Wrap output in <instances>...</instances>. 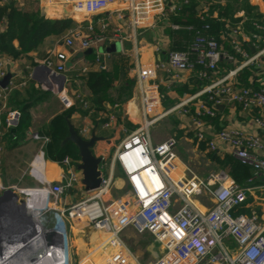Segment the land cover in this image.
<instances>
[{
    "label": "built area",
    "instance_id": "built-area-1",
    "mask_svg": "<svg viewBox=\"0 0 264 264\" xmlns=\"http://www.w3.org/2000/svg\"><path fill=\"white\" fill-rule=\"evenodd\" d=\"M53 1L85 18L102 16L114 10L111 15L100 18L96 25L83 21L69 30L62 37L67 51H53L37 73L41 81L39 89L56 93L65 110L79 102L88 113L93 111L87 98L78 92L70 94L69 81L63 78L70 61L68 51L76 56L93 50L94 61L84 64L83 73L94 68L108 70L107 54L102 53V48L118 39L125 53L124 42L132 38L121 37L120 29L111 32L112 15L125 21L131 30H139L148 26L154 15L169 19L178 11L176 5H172L169 12L163 9L164 0ZM180 1L187 3L186 0ZM0 3L5 5L7 0H0ZM86 22L87 26L84 25ZM171 28L173 31L193 30L191 26L177 24ZM203 28L204 33L211 29L209 25ZM254 28L264 33L262 24L256 22ZM204 33L199 31L185 52L172 51L165 61L135 68L142 123L133 130L118 129L119 144L112 152L106 149L99 156L102 159V182L97 190L85 191L82 173L70 157L58 163L62 167L59 180L42 177L45 196L36 201L43 206L41 212L53 214L46 232L44 255L41 256L45 264H74L73 233L82 228L107 235V240L97 245L95 255L90 253L87 257L91 264L99 255V264H144L124 240V232L128 229L141 236H151L152 247L158 251L151 264H264V217L257 211L251 215L236 214L255 189L233 182L228 184V177L223 173L211 175L208 179L199 178L180 160L176 136L159 143L153 140L151 130L158 122L171 116H191L188 129L198 145L205 143L209 151L217 154L228 150L242 164L251 167L255 176H264V138L258 132L230 125L210 137V119L216 116L221 106H238L247 116L264 113V76L263 79H252L247 87H241L237 81L239 74L246 69L253 68L256 75H264V47L258 45L261 37L254 36V53L251 54L245 46L242 24L229 27L224 39L233 53H227L216 37ZM223 61L235 67L194 95L185 96L174 107L156 113L161 95L159 87L151 82L158 78L159 71L169 75L170 84L182 81L188 73H196L197 79L204 82L217 74ZM8 63L6 56L0 57V82L8 74ZM26 86V81L20 84L11 81L5 89L0 87V114L6 116V131L15 133L21 119L20 111L11 108L9 98L14 90ZM195 103L196 113L192 114L191 107ZM251 118L257 130L264 129L263 117ZM106 120L101 129H115L116 116L109 114ZM4 128L0 124V160L4 151ZM77 131L84 139L91 136L89 128L80 127ZM114 138L110 139L111 146L117 141ZM31 141L44 148L50 140L34 134ZM142 171L154 174L162 184L161 188L146 195L138 191L135 178ZM70 193L78 197L70 201ZM210 201L213 203L211 207ZM38 217L39 222L44 218L43 215Z\"/></svg>",
    "mask_w": 264,
    "mask_h": 264
},
{
    "label": "crops",
    "instance_id": "crops-1",
    "mask_svg": "<svg viewBox=\"0 0 264 264\" xmlns=\"http://www.w3.org/2000/svg\"><path fill=\"white\" fill-rule=\"evenodd\" d=\"M239 3L241 4V7L237 10L234 18H236L238 21L236 23H233L232 20H224L221 19L219 16V12L217 10H214L211 13L210 8L214 6L215 4L219 3L221 7H225L227 4L226 0H219V1H212V2H207V1H202V12H205L210 16L211 19L214 21H219L221 24H223L222 28L217 32V34L214 35L220 43H222L225 52L227 53H233L232 48L228 41L224 39V34L228 31V28L236 27L239 24H242V29L244 32V38L246 40L245 46L249 50V52L252 54L254 53V50L252 48V45L255 43L254 36L259 35L261 37L260 45L261 47H264V33L256 30L254 28V23L256 21H250L248 18V12L247 9L245 8L246 6L249 9H252L253 11L257 12L258 14L262 15L264 17V0H238ZM14 2L16 7L21 8L23 10H27L30 12H37L39 11L46 20L49 21H56L60 20L62 13L66 9L68 13V16H71L73 20V16L75 15L76 17L79 15H76L73 12H70L69 7H63L61 5L57 6V2L53 0H41L40 2L38 1H33V0H7V3H12ZM165 5H163V9H166L167 12H169V9L172 5H176L178 8V11L176 14L170 15L169 19H165L160 15H154L150 20V24L146 26L145 28L139 29V30H131L129 27H127L125 21H119L115 16L112 15L111 17V32H116L117 29L121 30V37H126V36H132L131 39L128 41L124 42V51L125 53H122L120 55L117 54H107L106 59H107V66L108 70L105 71H110L112 70L113 67V62L115 60V57H122L124 60L128 62V77L129 79L133 82V90H132V96L128 103L123 107L121 112L123 113V120L120 122L119 117H120V112H118V106L111 107L110 105L106 104V113L101 112L95 114L89 113L87 116H82L81 113H76L73 115L71 122L73 123L74 127L78 130L79 127H86L91 129L92 131L95 129L96 134L99 137H104V140L101 142H98L96 144V147L94 148V154L99 157L104 150H109L113 151L114 146L119 144V137L117 135V130L124 128L128 130H133L137 128L141 123H142V113L140 111V99H139V91H138V82L136 78V73H135V68L138 66H145V65H152V64H158L161 61H165L167 59V56L169 52L171 51V46L173 44L172 39H171V33L172 32H178V31H173L171 28V25L175 24L173 23L172 19L173 18H182L180 8L182 5L185 3L180 0H164ZM51 3V4H50ZM186 4V3H185ZM0 5H3L0 3ZM50 5V6H49ZM57 6V7H56ZM70 9V10H69ZM114 10L111 9L108 13H105L102 16H95L91 18H85L83 17L81 20H73L76 23V26L78 23H83V21L87 22H92L94 25L98 22L100 18H103L105 16L111 15V13ZM73 14V15H72ZM78 18V17H77ZM52 19V20H51ZM84 23L85 26L88 25V23ZM178 25V24H177ZM263 25V24H262ZM180 26V25H179ZM264 26V25H263ZM183 27V26H181ZM96 29H98L96 27ZM181 31H188V30H181ZM113 41H119L118 39H113L110 42ZM63 39L62 37L56 38V37H50L48 38L46 44L36 52H31L27 54L26 56L22 57L21 60L19 61H14L11 58L7 57L6 58L9 60L8 63V68L7 71L11 72V74L14 75V78L12 79V82H15L16 84H20L24 81L27 82V86L24 88H19L17 90H14V92H23L24 90L28 89L29 87H33L36 90H39L40 86V79L37 78V73L39 70H42L43 63L48 59L49 55L53 51H67L65 46H63ZM15 46L18 47L19 44L18 42H14ZM128 45L129 49H126V46ZM185 47V45H183ZM102 53H104V47L102 48ZM70 61L73 62V67L70 69H67L68 71L65 73V77L69 81L67 84V88L69 93H74L78 92L84 95L87 99L90 100L91 98V92L87 88L86 85V77L89 73L91 72H97L101 71L100 69H92L87 73H83L81 69L84 67V64L86 62H89L86 60L84 57L79 58V54H76V56L72 55L71 51H68ZM235 66L228 63L227 61H223L220 64L219 70L217 74H213L210 76V79L204 82H201L197 79L196 73H188L183 76L182 81H178L174 84H170L169 80V75L165 72L159 71L158 73V78L155 81H152L151 83L157 85L159 87V92L161 95V103L159 107L157 108L156 113H161L165 110H168L172 107H174L176 104H178L185 96L187 95H194L197 93L201 88L207 84H211L217 79H220L221 77L225 76L228 70L233 69ZM244 72H249L251 75L247 78L248 85H250V82L252 79H258L262 78L264 75L259 74L256 75V72L254 69H246L240 74H243ZM239 74V75H240ZM264 78V77H263ZM262 78V79H263ZM238 84L240 85L242 83L241 77L238 76L237 78ZM192 82L194 84H198V89L196 91H193L191 93L188 92H183L182 94L179 93L180 89H183L186 85L192 86ZM259 86V83L257 84ZM13 92V93H14ZM12 93V94H13ZM52 91H49V96L51 97ZM87 93V94H86ZM54 94V93H53ZM53 96V95H52ZM11 98V97H10ZM10 98H9V104H10ZM49 98V97H48ZM54 101L51 100V103ZM43 103V102H42ZM39 103L36 107H34L31 110V117H32V123L34 128L36 127V124L38 123V118L40 116V108L41 105L45 103ZM46 105V104H45ZM61 105V104H60ZM11 106V104H10ZM54 107V105H53ZM62 107V105H61ZM60 106L56 108L51 109V116L45 124H49L51 119L55 117L56 115L60 114L63 110L61 109ZM12 108V107H11ZM196 108L197 104L195 103L191 107V113L195 114L196 113ZM55 109V110H54ZM58 109V111H57ZM220 110L219 112L216 113V116L212 119H210V137L211 134L217 133L221 131L223 128L227 126H238L242 127L246 130H250L252 132H258L263 138H264V129L263 130H257L254 125L251 123V117L256 118V117H263L264 118V113L261 112H255L250 116L244 115L241 112L240 107L238 106H230V105H225L221 106L218 108ZM50 111V110H49ZM114 114L116 116V126L115 129L112 130H102L101 126L107 122L106 117L109 114ZM5 114H0V124L4 128V120H5ZM101 119H104L105 122L102 123L98 129H96L95 126V121H99ZM190 120L191 116H186V117H178V116H171L167 119H164L156 124V126L152 129H158V127L165 123V124H170L171 127L170 129L173 130V128H176L179 132L178 134V141L179 145L177 149L178 156L182 163L190 168L193 172L194 170L190 167L189 163L184 161L182 158V154L184 155V152H189L192 154H200L204 156L207 161L210 163V174H208L206 177L202 179H208L211 175H221L222 173L227 175L228 179L226 183H235V181L229 176L228 171L222 169V167L219 164H216L213 162L211 159L208 158L209 153H214L208 150L206 144H205V149H202V143L201 145H198L196 140L194 139L193 133L189 132V125H190ZM177 123L176 125L173 124ZM46 125V126H47ZM172 125H175L172 127ZM45 126V127H46ZM44 124L40 126L38 129L40 132L45 129ZM166 130V136L164 135H159L154 133L153 135V140L156 143L162 142L169 138L170 136H175L173 135L170 131L171 130ZM152 131V130H151ZM168 133V134H167ZM4 135L2 136V138ZM91 137V136H90ZM113 137L117 138V141L112 144V146L109 144L110 139H113ZM122 137V136H120ZM114 138V140H115ZM180 141H181V149H180ZM182 142L185 144V146L182 147ZM3 144L4 151L0 160V169L3 164V156L5 152V144ZM108 144V145H107ZM30 147L32 150L29 154L31 156L32 154H35V159L33 158V165H34V173L31 176H25L24 180L29 183L30 187H33L31 185H36L34 187H43L42 178L40 176V172L43 169V172L45 170V177H47L50 180H59V173L62 172V167L58 163H52L46 159V153H45V147L42 149L39 143L33 142V141H27L24 143V145H20L19 148H14V150H20L21 147ZM34 150V151H33ZM181 150V151H180ZM13 151V150H11ZM181 154V155H180ZM216 154V153H215ZM221 158H224L226 156H232L231 153L226 150L222 151L221 153L218 154ZM233 157V156H232ZM236 159V158H235ZM48 165L51 166L52 169H48ZM195 175H197L194 172ZM198 176V175H197ZM11 177V182L13 183L12 189H17V186L19 184L20 179H16L15 176H10ZM199 177V176H198ZM200 178V177H199ZM23 180V181H24ZM34 183V184H33ZM241 187H249L252 189H255L252 194L249 195V199L246 202V205L240 208L237 212H241L239 214H246V215H251L253 211H257L260 215L264 217V190L261 189L264 187V176H253L250 178L245 185ZM38 189V188H37ZM4 191V190H3ZM2 191V192H3ZM27 193V196L30 197L27 200L26 203H33L36 202L35 199H39V193H43L44 191L40 190H32V189H26L25 190ZM31 191L35 193H31ZM74 193H70L68 199L70 201H74L75 198H77ZM213 205V203L210 201V207ZM29 211V210H28ZM27 211V213H28ZM29 214L21 215L20 218L18 217L17 221H19L20 225L23 227L27 226V223L24 222L23 218L29 217ZM31 217V216H30ZM33 223L37 225L40 229L37 230L35 236L40 237L41 235L45 236V239L47 240L46 237V232L48 228L51 226L52 220L49 217L42 218L41 222H36L35 219L33 220ZM21 227V229H24ZM27 229V228H26ZM88 228L85 229H78L77 231H74L73 233V241H74V247H75V257H74V264H91L89 262H85L87 257L90 255L89 251L84 252L83 254H78L77 253V246L76 243V236L84 234L85 231ZM79 232V234H78ZM41 233V235H40ZM78 234V235H77ZM96 234V232L94 233ZM97 235V234H96ZM103 236L101 239L96 242L99 244H102L104 241L107 240V235L102 234ZM75 238V239H74ZM87 241L91 239L86 237ZM83 239V238H82ZM46 240L43 241V246H45ZM84 242L86 240L83 239ZM101 241V242H100ZM97 247V246H96ZM90 250V249H89ZM96 260V261H95ZM93 261V260H92ZM95 261V262H94ZM94 261L92 264H99L100 263V255L94 257Z\"/></svg>",
    "mask_w": 264,
    "mask_h": 264
},
{
    "label": "trees",
    "instance_id": "trees-1",
    "mask_svg": "<svg viewBox=\"0 0 264 264\" xmlns=\"http://www.w3.org/2000/svg\"><path fill=\"white\" fill-rule=\"evenodd\" d=\"M179 9L182 18H173L172 21L183 27H193L191 31H178L171 33L172 46L171 51L185 52L187 48L194 42L197 33L200 31L204 33V26L209 25L211 29L207 31L205 36H214L222 28L223 24L219 21H214L208 14L202 12L203 0H186ZM207 2L219 0H204ZM225 7H221L219 3L210 8L211 13L214 10L219 12V16L224 20H232L236 23L238 20L234 18L237 10L241 7L238 0H226ZM243 7V6H242ZM241 7V8H242ZM248 12L250 21L264 25V17L257 12L245 7ZM52 20V19H51ZM76 27L73 20H56L49 21L39 12H30L16 7L15 3H6L0 5V57L7 56L14 61H19L22 57L31 52L39 51L47 42L48 38L63 37L69 30ZM202 34V35H204ZM18 42L16 47L14 42ZM185 45V47L183 46ZM84 58L90 62L94 61L93 54L85 55ZM128 62L122 57H115L112 70L91 72L86 77V85L91 92L90 100L87 101L91 105V110L97 113H106V104L111 107L118 106L120 112L119 120H123V113L121 110L128 103L132 96L133 82L128 77ZM251 75L249 72L240 74L242 79L241 87H247V78ZM198 84L192 82V86L186 85L179 93H191L196 91ZM49 94L41 93L33 87H29L23 92H14L10 98L11 107L20 111L21 119L19 125L15 129V133L6 131L4 128V137L2 143L5 144L7 150H14V148L24 145L25 137L28 129L32 125L31 110L39 103L47 100ZM220 110H218L219 112ZM76 113H81L82 116H87L88 111H84L76 103L75 107L64 110L60 114L51 119L49 124L40 133L43 137L49 138V143L45 147L46 159L52 163H61L65 157H70L76 164L79 163L78 150L71 143L62 146V142L69 136V129L66 118L70 120ZM101 119L95 121L96 129L104 123ZM205 149V143L202 145ZM208 158L216 164H219L222 169L228 171L229 176L239 186L245 183L254 176L251 167L242 164L239 160L232 156L221 158L217 153H209ZM3 169V167L1 168ZM242 213L236 212V214Z\"/></svg>",
    "mask_w": 264,
    "mask_h": 264
},
{
    "label": "water",
    "instance_id": "water-1",
    "mask_svg": "<svg viewBox=\"0 0 264 264\" xmlns=\"http://www.w3.org/2000/svg\"><path fill=\"white\" fill-rule=\"evenodd\" d=\"M70 10V9H69ZM71 11V10H70ZM65 9L62 13L60 20H71L72 17L68 16ZM104 53L117 54L123 53L121 41L108 42L104 46ZM93 54V50H88L85 53L79 54L80 57ZM67 69L73 67V62L69 61L66 64ZM14 75L9 71L6 77L0 82V87L5 89L8 87ZM64 81L66 77L64 76ZM69 136L62 142V146L71 143L78 150L79 163L77 164V170L82 173V183L86 192H92L97 190L102 182V172L100 170V164L102 159L94 154V147L98 142L104 140V137H99L94 129L89 139L82 138L77 129L74 127L71 120L66 118ZM45 178V175L43 176ZM35 205V204H34ZM36 207V205H35ZM38 208V207H36ZM28 204L25 201H21L16 189H7L0 194V264H45L43 241L46 240L45 236L40 233V237L29 236L31 234L29 228L21 229L18 217L21 215H27ZM28 227L33 226V217L23 218ZM39 222L38 220H36ZM20 234L19 246H14V241L9 239L11 234ZM28 236V237H24ZM21 237H23L22 240ZM32 237V238H31ZM47 241V240H46Z\"/></svg>",
    "mask_w": 264,
    "mask_h": 264
},
{
    "label": "rangeland",
    "instance_id": "rangeland-1",
    "mask_svg": "<svg viewBox=\"0 0 264 264\" xmlns=\"http://www.w3.org/2000/svg\"><path fill=\"white\" fill-rule=\"evenodd\" d=\"M58 5L59 4H57V6ZM77 17L74 15L73 20L74 19L75 20H81L83 18L82 16H77ZM125 46H126V49H129L128 45H125ZM39 90L41 93L49 94V90H44V89H39ZM53 93H52L53 96L51 95V97L49 96V98L47 100L43 101V103H45L46 105L42 103L43 105H41V108L39 110L40 116L38 118V123L36 124L35 128H34L33 123H32L31 127L28 129V131L26 133V137H25V143L27 141H31V138L34 134L41 135V133L38 129L43 124H44V127L47 125L45 123L47 122L46 121L47 118L49 120V118L51 116V109L52 108H56L58 106L61 107V105H62L61 109L63 108V110H65L59 96H57L56 93H54V94ZM51 100H53L54 102L51 103ZM53 105H54V107H53ZM57 111H58V109H57ZM173 124L176 125L177 123L173 122ZM175 125H172V127ZM170 127H171L170 124L163 123L158 127V129H152V134L154 135V133H156L159 135L166 136V130L168 131L170 129ZM170 132L173 135H175L176 137L179 134V132L176 128H173V130H171ZM40 146H41V144H40ZM183 146H185V144L182 142V147ZM41 148H42V146H41ZM180 149H181V141H180ZM31 150L32 149L30 147H27V146L21 147L20 150H13V151H11L10 149L7 150L5 148V152H4V156H3V164H2L3 169H0V194L3 190L14 188V187H12L13 183L11 182V177H10L11 175L15 176L17 180L20 179L19 184H18L17 189H16V192H17L21 201L26 202L27 200H29L28 198H30L25 194L26 189L43 191L42 187H34V186H36L34 183H33L34 185H31L33 187H30L29 183H27L24 180L25 176H27V175L31 176L34 173L33 158L35 159L36 155L32 154L31 156H29L28 153H30ZM178 150H179V148H178ZM93 151H94V149H93ZM184 153H185L184 155L180 154L183 157L182 159L189 163L190 167L194 170V172L200 178H204L208 174H210V163L207 161V159L204 156H202L200 154H192L189 152H184ZM48 169H52L50 165H48ZM45 170H44V172H43V169L41 170L42 171V172H40L41 178L45 175ZM28 208H30V211H28V214L31 217H33L35 220H38V218H39L38 216L41 217V215H43L44 218H46V217H49L51 219L53 218V214L51 212H47V213L46 212L43 213L41 211L37 212V211H39L38 209H34V211H31V209L33 208L32 203H29ZM87 230L88 231H85L84 234H82V235H80L78 232V234H79V235L77 234L78 237L77 236L75 237L76 241L78 242V243H76V246L78 247L77 248L78 254H83L84 252H88V251H89V253L94 254V251H95L96 246L98 244L96 242H98L101 239V237L103 236L102 234H99L97 232H96L97 235L94 234L95 231L92 230L91 228H88ZM87 236H88V238L91 237V239L89 241H87V238H86ZM123 236H124V240H125L126 244L130 247V249L137 255V257L144 264H151L154 261L156 255L158 254V251L155 248L153 249V247H152L151 236H149V235H144V236L138 235L132 229H128L126 232H124ZM82 238L84 240H86V242H84ZM85 262H88V260L86 259Z\"/></svg>",
    "mask_w": 264,
    "mask_h": 264
},
{
    "label": "bare ground",
    "instance_id": "bare-ground-1",
    "mask_svg": "<svg viewBox=\"0 0 264 264\" xmlns=\"http://www.w3.org/2000/svg\"><path fill=\"white\" fill-rule=\"evenodd\" d=\"M135 182H136L135 183L136 189H138V191H140L143 195H146L147 193H153V191L160 189L162 186L159 179L156 176H154V174L152 175L150 171H142L139 174V176L137 178H135ZM31 193L33 194L35 192L31 191ZM25 194L27 195L26 191H25ZM38 196H39V199H42L43 196H45V194L39 193ZM34 200L36 201L35 198H34ZM34 204L38 208H36ZM28 205H29V201H28ZM32 207L33 208L31 209V211H34V209H38L39 211H37V212H40L43 208L42 204H40V201L33 202ZM28 209L30 211V208H28ZM23 228H24V230L26 228H29V230H30L29 232L31 233V234H29V236L33 235L32 237H34L35 234L37 233L36 231L40 229L34 223H33V226L31 225V227L24 226ZM19 234H20V232L17 234H11L10 233V235L8 236L9 239L14 241V243H13L14 246H19V244H20L19 237L17 238V236ZM24 237H28V236H24ZM22 239H23V237H21L20 240H22Z\"/></svg>",
    "mask_w": 264,
    "mask_h": 264
}]
</instances>
